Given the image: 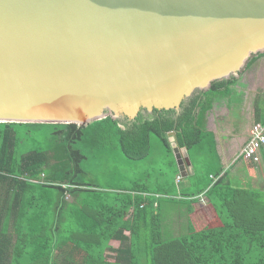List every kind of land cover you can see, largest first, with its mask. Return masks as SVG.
<instances>
[{
    "label": "trees",
    "instance_id": "1",
    "mask_svg": "<svg viewBox=\"0 0 264 264\" xmlns=\"http://www.w3.org/2000/svg\"><path fill=\"white\" fill-rule=\"evenodd\" d=\"M236 83L134 120L0 123V264H264V204L230 184L205 130L213 102ZM169 132L193 167L180 181ZM202 195L221 226L196 231ZM163 201L186 207V233L163 232Z\"/></svg>",
    "mask_w": 264,
    "mask_h": 264
},
{
    "label": "water",
    "instance_id": "2",
    "mask_svg": "<svg viewBox=\"0 0 264 264\" xmlns=\"http://www.w3.org/2000/svg\"><path fill=\"white\" fill-rule=\"evenodd\" d=\"M259 53L264 0H0V123L179 110Z\"/></svg>",
    "mask_w": 264,
    "mask_h": 264
},
{
    "label": "crops",
    "instance_id": "3",
    "mask_svg": "<svg viewBox=\"0 0 264 264\" xmlns=\"http://www.w3.org/2000/svg\"><path fill=\"white\" fill-rule=\"evenodd\" d=\"M222 100L226 102L223 103ZM219 108L224 109L218 113ZM254 124L264 126V56L245 70L241 75V80L230 86L229 95L224 98L218 97V101L213 102L211 109L205 115V130L213 135L222 173L227 174L233 187L252 192L262 201V196L264 197V146L259 151L258 162L242 157V150L249 140V131ZM183 152L187 156L185 149ZM182 162L186 176L179 173L181 180L194 174L192 164H186L185 158ZM201 198L202 202L204 201L210 208L207 198L203 195L198 198V204ZM210 209L216 216L214 209ZM185 210V206H172L166 210V218L174 217L175 220H179ZM209 213L211 214L210 211ZM217 221L211 222L213 225L207 224L201 227L195 225L194 228L199 231L204 228L221 226L220 220ZM186 231L187 228L177 230L175 226L172 229L167 226L166 230H163L168 238H176ZM112 242L119 246V242Z\"/></svg>",
    "mask_w": 264,
    "mask_h": 264
},
{
    "label": "rangeland",
    "instance_id": "4",
    "mask_svg": "<svg viewBox=\"0 0 264 264\" xmlns=\"http://www.w3.org/2000/svg\"><path fill=\"white\" fill-rule=\"evenodd\" d=\"M245 68L242 69L239 73L238 77H233L236 78L237 81L241 80V75L243 74ZM203 92V91H201ZM223 103L226 102L225 100H222ZM219 112H222V109L224 108H219ZM225 112V111H224ZM182 156H184V158H186L185 153H182ZM137 175L136 173H133V175H130V177L135 178ZM262 203L264 204V197L262 196ZM160 212H161V219H162V230H166V227L168 226V228L171 227V229L173 228V226L176 227L177 230H182L184 225H185V221H186V217L182 216L179 220H175L176 218L174 217H168L166 218V210L172 206H181L183 207L184 205L182 204H170L166 201H163L162 203H160ZM209 211L211 212V214L209 213ZM192 222H194L195 225H197L198 227L207 225L210 222H218L216 216L214 215V212L208 208L207 204L204 203V201L202 202V198L200 199V204H198V208L197 211L195 212V214L192 216L191 219ZM112 248L117 249L119 246L117 243L112 242L111 243ZM118 246V247H117ZM105 255L108 257V261L114 262L115 260V252H110V251H106Z\"/></svg>",
    "mask_w": 264,
    "mask_h": 264
},
{
    "label": "built area",
    "instance_id": "5",
    "mask_svg": "<svg viewBox=\"0 0 264 264\" xmlns=\"http://www.w3.org/2000/svg\"><path fill=\"white\" fill-rule=\"evenodd\" d=\"M264 146V126L254 124L249 131V140L242 150V157L253 162L259 161V151ZM181 180L180 176L177 181Z\"/></svg>",
    "mask_w": 264,
    "mask_h": 264
},
{
    "label": "flooded vegetation",
    "instance_id": "6",
    "mask_svg": "<svg viewBox=\"0 0 264 264\" xmlns=\"http://www.w3.org/2000/svg\"><path fill=\"white\" fill-rule=\"evenodd\" d=\"M196 94H198V93H196ZM196 94H195V95H196Z\"/></svg>",
    "mask_w": 264,
    "mask_h": 264
}]
</instances>
